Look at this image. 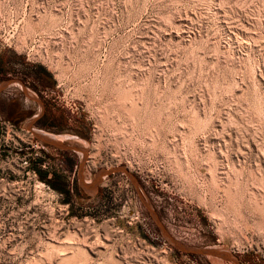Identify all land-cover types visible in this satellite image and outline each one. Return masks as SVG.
<instances>
[{
    "label": "rangeland",
    "instance_id": "obj_1",
    "mask_svg": "<svg viewBox=\"0 0 264 264\" xmlns=\"http://www.w3.org/2000/svg\"><path fill=\"white\" fill-rule=\"evenodd\" d=\"M0 264H264V0H0Z\"/></svg>",
    "mask_w": 264,
    "mask_h": 264
},
{
    "label": "trees",
    "instance_id": "obj_2",
    "mask_svg": "<svg viewBox=\"0 0 264 264\" xmlns=\"http://www.w3.org/2000/svg\"><path fill=\"white\" fill-rule=\"evenodd\" d=\"M39 172V176L41 178H44V176L46 175V171H42L40 169H37ZM59 175L56 172H53V179H55L56 177H58ZM54 186H56L54 183H52Z\"/></svg>",
    "mask_w": 264,
    "mask_h": 264
},
{
    "label": "crops",
    "instance_id": "obj_3",
    "mask_svg": "<svg viewBox=\"0 0 264 264\" xmlns=\"http://www.w3.org/2000/svg\"><path fill=\"white\" fill-rule=\"evenodd\" d=\"M35 115H37V114H35Z\"/></svg>",
    "mask_w": 264,
    "mask_h": 264
}]
</instances>
